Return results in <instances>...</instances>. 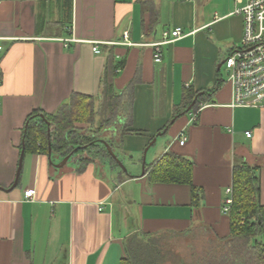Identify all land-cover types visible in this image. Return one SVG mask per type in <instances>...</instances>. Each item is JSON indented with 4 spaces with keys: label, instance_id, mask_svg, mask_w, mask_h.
<instances>
[{
    "label": "crops",
    "instance_id": "crops-1",
    "mask_svg": "<svg viewBox=\"0 0 264 264\" xmlns=\"http://www.w3.org/2000/svg\"><path fill=\"white\" fill-rule=\"evenodd\" d=\"M238 8L213 0H0V264H121L126 256L150 264L132 252L134 234L148 241L198 231L221 245L226 189L242 163L257 168L264 205V107L230 106L223 65L242 37ZM176 27L181 36L159 45L155 62L163 32ZM107 64L118 67L120 98L100 135L115 139L127 168L119 171L98 145L97 156L72 154L58 168L65 156L24 151L10 188L27 117L54 115L77 94L92 99L98 123ZM186 89L202 97L195 121L182 111ZM166 153L192 163L191 184L152 180Z\"/></svg>",
    "mask_w": 264,
    "mask_h": 264
},
{
    "label": "trees",
    "instance_id": "trees-1",
    "mask_svg": "<svg viewBox=\"0 0 264 264\" xmlns=\"http://www.w3.org/2000/svg\"><path fill=\"white\" fill-rule=\"evenodd\" d=\"M117 68L115 64L106 65L102 79L103 102L98 109L100 115L98 123L95 124L94 121L97 112L93 108L92 99L74 94L69 102L61 106L54 115H44L49 122V136L47 123L39 116V111L27 117L23 138L25 153L42 151L47 154L49 143L52 154L61 156L80 154L91 147L102 145L100 139H104L102 137L104 135L100 133L106 125L114 123L117 100L120 98L113 87V78ZM196 95L197 93H189L187 89L185 90L184 99L188 101L184 103L185 107L182 111ZM201 98L198 96L192 109L197 107ZM177 110L175 114H179L181 109L177 108ZM86 125L89 128H84ZM124 132H126L125 126L121 128L120 136ZM106 142L114 152L115 139L109 138ZM77 147L82 148L76 149ZM98 154L108 158L112 164L117 166L104 145ZM191 171L192 163L187 159L166 153L154 164L149 174L152 180L191 184ZM231 187L232 204L227 213L229 235L221 239V245L210 248L204 257L197 255L198 258L191 260V264H264V205L260 202V181L257 168L246 163L235 166ZM191 191L194 203H196L198 188L191 185ZM141 245L146 253L144 258L140 259L141 262L154 264L162 260V255L157 248L159 238L149 239ZM121 264H131V262L126 256L122 258Z\"/></svg>",
    "mask_w": 264,
    "mask_h": 264
},
{
    "label": "built area",
    "instance_id": "built-area-1",
    "mask_svg": "<svg viewBox=\"0 0 264 264\" xmlns=\"http://www.w3.org/2000/svg\"><path fill=\"white\" fill-rule=\"evenodd\" d=\"M241 4L236 13L243 18V33L240 44L224 59L223 65L227 70V79L232 86L233 98L231 107H264V0H235ZM162 42L156 44L155 62L161 61L159 45L168 44L181 36V29L164 31ZM69 39H66L67 41ZM2 48L0 44V49ZM94 53H100L93 46ZM200 108L189 111L191 121H195ZM250 137V131L245 132ZM185 137L180 139L183 144ZM32 190H25L24 196L31 199ZM222 211L227 214L232 204V188L226 189Z\"/></svg>",
    "mask_w": 264,
    "mask_h": 264
},
{
    "label": "rangeland",
    "instance_id": "rangeland-1",
    "mask_svg": "<svg viewBox=\"0 0 264 264\" xmlns=\"http://www.w3.org/2000/svg\"><path fill=\"white\" fill-rule=\"evenodd\" d=\"M213 1L214 2L216 1V3L221 2L225 5H228V8H230V10L232 11H234L236 8L239 7V4H237L235 0H213ZM223 71L224 70H222V73H224L225 75V72ZM109 125L110 124L106 125V127H108ZM84 128H89V127L86 125L84 126ZM103 138L106 141L107 137L103 136ZM100 144L102 143L100 142ZM102 146L103 144L97 146L98 151L99 150L101 151ZM85 151H87L88 154L91 152L93 153L92 154L93 156L94 155L97 156V154H94L96 153V146L84 150L83 152L80 153V155H82ZM123 166L127 168L126 164H123ZM117 169H119L120 171L121 167L119 168L117 167ZM144 238L147 241L146 239L147 237L145 236ZM158 238H159V245L157 246V248L162 255L161 256L162 260H159L154 264H191L192 263L191 260L198 258L197 255L200 257L202 256L204 257L210 248L216 247L214 243H211L209 240L207 241L206 237H204V235L198 231H192L191 234L179 235V236H177L176 234L165 233L159 236ZM145 240H143L142 237L138 239L136 237V234L130 237V242L133 241V243L135 244V245H130V248L133 249L132 251L133 253L137 254L138 259L144 258L146 253H145V249H143V246L137 244Z\"/></svg>",
    "mask_w": 264,
    "mask_h": 264
},
{
    "label": "water",
    "instance_id": "water-1",
    "mask_svg": "<svg viewBox=\"0 0 264 264\" xmlns=\"http://www.w3.org/2000/svg\"><path fill=\"white\" fill-rule=\"evenodd\" d=\"M221 66V65H220ZM200 95V94H199ZM199 95H196L194 100L190 103V105L187 107L186 109V112H189L190 109L195 105V102L198 98ZM46 123H47V133H48V136L50 135V128H49V122L45 119L44 115L40 114L39 115ZM155 141V138L151 141V144ZM101 143L104 145V147L107 149L108 153L110 154V156L112 157V159L115 160V162L117 163V165L119 167H121L122 170H125V167L123 166L122 162L120 161V159L117 157V155L113 152L112 148L110 147V145L105 141V140H102ZM85 146H83L84 148ZM78 148H82V147H77L76 149ZM75 149V150H76ZM51 153H52V149H51V145L50 143L48 144V154H49V157L51 156ZM71 154H68L66 155L65 157H63V159L58 163V164H53L51 162V164H53L56 168L58 167H61L63 166L67 161L68 159L70 158ZM23 157H24V142L22 140V145H21V151H20V157H19V162H18V168H17V171H16V177H15V181L13 183V185L10 187V188H13L16 186L18 180H19V174H20V170H21V167H22V161H23ZM144 172V170H142V173Z\"/></svg>",
    "mask_w": 264,
    "mask_h": 264
}]
</instances>
